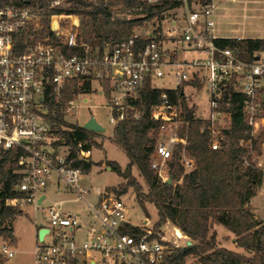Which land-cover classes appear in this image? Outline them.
Here are the masks:
<instances>
[{"label": "built area", "instance_id": "built-area-1", "mask_svg": "<svg viewBox=\"0 0 264 264\" xmlns=\"http://www.w3.org/2000/svg\"><path fill=\"white\" fill-rule=\"evenodd\" d=\"M71 1L50 0V5L65 7ZM140 1L153 9L121 7L114 9L112 18L156 17L137 24L126 39L101 42L84 36L81 14L43 16L26 1L0 0V145L18 154L16 188L22 194L10 202L21 208L32 204L38 210L46 190L55 185L74 194L91 214L84 225L80 215L64 211L61 203L47 206L48 232L37 243L34 264H168L167 256L182 246L149 219L140 225L131 222L130 208L115 190L94 191V200L88 199L91 190L82 182L84 173L68 162L69 145L44 116L50 87L59 98L74 81L78 88L85 81L90 86L98 82L95 89L100 94L106 96L105 87L109 89L107 106L115 126L145 115L140 92L148 82L161 90L149 116L159 122L155 154L161 162L152 160V168L163 180L174 149L187 143L180 134L184 99L203 120L212 149L220 147L223 131L232 125L234 97L250 134L256 136L264 127L263 52L248 58L217 42L222 38L215 31L221 0ZM72 49L77 51L71 53ZM165 79L174 80L175 87L157 85ZM74 96L65 106V119L77 108ZM190 96L197 98L192 104ZM90 153L81 150V157L88 160ZM183 163L185 168L194 167L189 157ZM15 254L9 241L0 244L2 258L9 260Z\"/></svg>", "mask_w": 264, "mask_h": 264}, {"label": "trees", "instance_id": "trees-1", "mask_svg": "<svg viewBox=\"0 0 264 264\" xmlns=\"http://www.w3.org/2000/svg\"><path fill=\"white\" fill-rule=\"evenodd\" d=\"M21 1L28 2L36 13L43 16L81 14L84 36L91 40L100 38L101 42L126 39L137 24L156 17V14H149L145 18H112L114 9L119 7L126 10L141 7L148 11L153 9L140 0H73L65 7H51L50 0ZM157 16L162 19L160 14ZM144 41L142 39L140 43ZM217 42L237 48L242 56L248 58H253L254 52H264V38H219ZM75 51L72 49L70 52ZM90 87V83L85 81L81 88L89 92ZM79 89L74 81L57 98L55 89L50 87L46 93L47 112L44 116L69 145L68 162L87 173L93 162L81 157V150L92 149V136L96 132L65 119V106ZM105 94L108 97L109 89L106 87ZM140 96L146 108L145 115L138 120H123L114 127L112 140L125 151L129 162L124 169L116 161L107 162L126 180L124 187L112 189L121 194L133 187L147 215L145 203L150 202L156 206V229L170 222L191 239V244L186 243L173 249L167 256L168 264H184L191 257L196 259V264H264V221L256 216L249 204L264 178L263 171L257 166V158L262 154L264 144V127L256 136H252L241 105L237 104L239 99L234 97L231 100L232 125L223 131L220 147L212 149L209 135L202 130L203 120L195 117V108H189L184 99L180 134L186 136L187 143L179 144L174 149L172 157L167 161V179L163 180L152 168L160 134L159 122L149 116V108L159 101L161 90L152 88L148 82ZM242 140L251 142L242 144ZM183 154L194 161V167L189 171L182 161ZM17 155L15 149L6 150L0 145V240H10L14 245L17 242L14 221L23 214L20 206L10 202L22 195L16 188L20 178L16 172ZM134 166L143 176L149 188L147 192L133 175ZM216 224L234 233L236 244L243 247L246 253L219 246L217 232L214 230ZM0 264H3L1 255Z\"/></svg>", "mask_w": 264, "mask_h": 264}, {"label": "rangeland", "instance_id": "rangeland-1", "mask_svg": "<svg viewBox=\"0 0 264 264\" xmlns=\"http://www.w3.org/2000/svg\"><path fill=\"white\" fill-rule=\"evenodd\" d=\"M216 14L215 31L218 35L264 38V0H221ZM262 55L264 56V52ZM157 85L163 88H172L175 87V81L165 79L157 83ZM98 86V82H94V86L90 87L89 92L80 88L76 96L77 108L73 113L66 115L68 122L79 125H83L86 120L94 116L105 127L104 131L96 132L92 136L94 144L89 159L93 162V166L89 172L83 175V184L91 190L88 195L89 200H94L93 192L98 188L114 190L112 188L119 189L126 185L124 177L119 175L116 170L107 168L109 166L107 164L108 161L118 162L123 169L129 162L125 151L112 140L115 125L110 122L111 111L107 106V97L95 89ZM196 99V97L190 96L188 102L192 104ZM204 101V107H207L206 97ZM186 158L188 157L183 155L182 161L184 162ZM257 159V166L264 173V145L262 146V154ZM153 161L161 162L156 154L153 156ZM186 170L189 171L191 168H186ZM132 173L143 185L144 191L147 192L149 188L137 167L133 168ZM46 195L47 198L38 210H35L32 204L24 205L23 214L15 220V232L18 238L17 246H14L17 249L16 254L9 260L3 258V264H34V250L37 245L35 242L36 225H47L44 210L49 205L61 203L64 211L80 215L84 225L88 222V217L91 216L90 211L83 202L76 200L74 194L63 189L59 190L55 185H51L46 190ZM121 195L130 208L129 219L131 222L140 225L146 219H149L151 224L155 225L157 223L158 210L156 206L153 203L146 202L147 215L138 202L133 187H129L127 192L121 193ZM249 204L256 216L264 221V178L257 194L251 199ZM161 227L169 239H177L182 246L185 244L186 237L178 234L179 238L172 223L166 222ZM214 230L217 232V243L219 246H227L233 249L238 247L236 242L232 241L233 238H237L236 235L230 233L223 225H220L219 229H217V224L214 225ZM4 241L10 242V240L1 239L0 244ZM188 262L195 264L196 259L191 257ZM82 264L87 263L83 262Z\"/></svg>", "mask_w": 264, "mask_h": 264}, {"label": "water", "instance_id": "water-1", "mask_svg": "<svg viewBox=\"0 0 264 264\" xmlns=\"http://www.w3.org/2000/svg\"><path fill=\"white\" fill-rule=\"evenodd\" d=\"M83 127L87 130L93 131V132H102L105 130V127L98 122V120L92 116L88 120H86L83 124ZM109 170L112 169L110 166L107 167ZM171 181V179H169ZM48 232V228H41L38 231V239L39 241H42L44 238V235ZM188 245L191 244V241L186 242Z\"/></svg>", "mask_w": 264, "mask_h": 264}, {"label": "crops", "instance_id": "crops-1", "mask_svg": "<svg viewBox=\"0 0 264 264\" xmlns=\"http://www.w3.org/2000/svg\"><path fill=\"white\" fill-rule=\"evenodd\" d=\"M216 17H217V14H216ZM217 21V20H216ZM220 37H222V38H237V37H228V36H222V35H219ZM240 38H242V37H240ZM93 86H94V83L92 84ZM133 168H135V166L133 167ZM102 191V189H100V188H98V189H96L95 191ZM23 210H24V208H22ZM44 226L45 225H36V230H35V242L36 243H38V241H39V239H38V231L41 229V228H44ZM174 227H176V226H174ZM219 227H220V225H217V229H219ZM14 229H15V221H14ZM176 229L177 230H179L180 232H181V235L183 236V237H186V240L184 241L185 243L186 242H188V241H191V239L187 236V235H185L179 228H177L176 227ZM164 230V229H163ZM230 231V230H229ZM230 233H232L231 231H230ZM233 234V233H232ZM15 236H16V232H15ZM16 239H17V242H18V238H17V236H16ZM232 241L234 242H236V238H233L232 239ZM17 242H16V244L14 245V246H17ZM37 246V245H36ZM225 247H227V246H225ZM36 248V247H35ZM227 248H229V249H233V248H230V247H227ZM241 248V249H240ZM15 250L17 251V249L15 248ZM234 251H237V252H241V253H246V251L244 250V248L243 247H240V246H238L237 248L235 247L234 249H233ZM34 252H35V250H34Z\"/></svg>", "mask_w": 264, "mask_h": 264}, {"label": "bare ground", "instance_id": "bare-ground-1", "mask_svg": "<svg viewBox=\"0 0 264 264\" xmlns=\"http://www.w3.org/2000/svg\"><path fill=\"white\" fill-rule=\"evenodd\" d=\"M176 232H177V234H180L181 235V232L179 230H177Z\"/></svg>", "mask_w": 264, "mask_h": 264}]
</instances>
